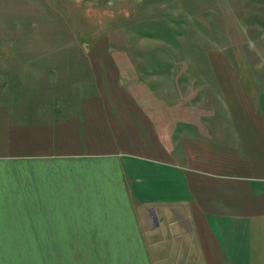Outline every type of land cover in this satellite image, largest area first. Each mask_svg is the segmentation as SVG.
<instances>
[{"label":"crops","instance_id":"1","mask_svg":"<svg viewBox=\"0 0 264 264\" xmlns=\"http://www.w3.org/2000/svg\"><path fill=\"white\" fill-rule=\"evenodd\" d=\"M213 82L216 113L198 119L124 90L0 102V197L106 211L150 245L120 252L131 264H264V80Z\"/></svg>","mask_w":264,"mask_h":264},{"label":"rangeland","instance_id":"2","mask_svg":"<svg viewBox=\"0 0 264 264\" xmlns=\"http://www.w3.org/2000/svg\"><path fill=\"white\" fill-rule=\"evenodd\" d=\"M235 75L264 80V0H0L5 105L124 90L158 97L165 121L198 119L216 113L213 80ZM11 202L0 197V264H131L120 252L150 248L103 210Z\"/></svg>","mask_w":264,"mask_h":264},{"label":"water","instance_id":"3","mask_svg":"<svg viewBox=\"0 0 264 264\" xmlns=\"http://www.w3.org/2000/svg\"><path fill=\"white\" fill-rule=\"evenodd\" d=\"M150 220H151V224H152L153 226H155V225H156L155 217H154V215H153L152 212L150 213Z\"/></svg>","mask_w":264,"mask_h":264}]
</instances>
